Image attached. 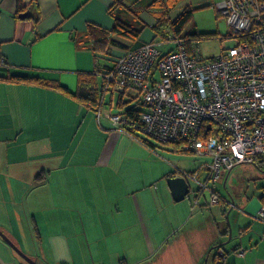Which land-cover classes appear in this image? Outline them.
<instances>
[{
	"label": "crops",
	"instance_id": "crops-1",
	"mask_svg": "<svg viewBox=\"0 0 264 264\" xmlns=\"http://www.w3.org/2000/svg\"><path fill=\"white\" fill-rule=\"evenodd\" d=\"M120 1L148 26L137 40L119 38L125 49L95 59L88 26L110 29L115 0H0V77H40L74 92L79 72H92L96 62L111 65L155 37L158 10ZM26 10L30 16L20 18ZM133 93H123V101ZM101 108L98 118L94 108L59 91L0 80V230L38 264H145L171 236H186L195 209L173 199L163 181L172 172H151L155 190L141 182L131 144L149 147L113 127L110 113L101 125ZM256 162L264 168L261 158ZM214 185L211 196L219 195ZM263 191L261 185L219 197L223 216L215 209L193 226L195 264H209L217 249L226 252L225 263L264 264V222L257 217ZM0 264L30 263L0 235Z\"/></svg>",
	"mask_w": 264,
	"mask_h": 264
},
{
	"label": "built area",
	"instance_id": "built-area-1",
	"mask_svg": "<svg viewBox=\"0 0 264 264\" xmlns=\"http://www.w3.org/2000/svg\"><path fill=\"white\" fill-rule=\"evenodd\" d=\"M214 8L228 25L232 46L203 57L198 41L188 46L174 33L162 42H143L101 72L104 84L96 109L99 118L105 92L133 91L139 123L128 122L121 112L109 115L113 127L125 131L128 124L160 143H176L182 151L210 158L203 164V179L198 170L172 174L196 183V190L189 184L194 205L226 171L264 155V0H218ZM168 43L172 48L162 51ZM210 201L220 198L213 193ZM257 217L264 222V205ZM223 253L218 250L219 256Z\"/></svg>",
	"mask_w": 264,
	"mask_h": 264
},
{
	"label": "rangeland",
	"instance_id": "rangeland-1",
	"mask_svg": "<svg viewBox=\"0 0 264 264\" xmlns=\"http://www.w3.org/2000/svg\"><path fill=\"white\" fill-rule=\"evenodd\" d=\"M150 1L151 4L147 5L145 9L152 11L167 9L171 19H174L184 7L190 6L193 8L192 18L184 27L181 35L194 30L204 33H214V35L208 39H195L198 41L200 53L203 57L215 56L219 54L223 46L230 47L233 45L234 40L228 37L229 28L225 19L219 16L216 9L214 8V3H216L218 0H178L174 6L164 2L165 0H137L134 6L139 7V4L146 5L149 4ZM147 26L148 25L145 23L144 29ZM170 33L171 32L169 30H165L166 37ZM163 39L164 38L161 35H157L153 38V40L157 42H162ZM172 46L173 45L171 43H168L164 48L162 47V51H166L167 49L172 48ZM102 62L109 63L106 59H103ZM118 95L119 94L116 92H114L112 95L110 92H105L104 105L101 108V125L102 123L104 126L107 124L104 120L106 114L121 113L123 111V109L116 105V101H118ZM112 99L114 102L113 106L111 107L109 104ZM133 104H135L134 101H129L127 106H131ZM106 121L109 124V121ZM135 134L136 136H146L150 141L157 144L155 150H151L136 140L133 142V144H131L133 151L130 152V154L133 153L140 158V162L137 161L136 166L133 165V167H135L137 172L141 170L144 171L145 175L142 177L141 182H144L147 186L152 187L153 190H155L154 184L158 185V183L153 181V176L151 173L152 171L163 168H167L166 170H169V172L171 171V174L177 170L192 171L198 168L200 164L206 163L210 160L208 157L197 156L192 152L173 150L172 146L160 144V142L148 137L144 132L138 131ZM136 138L137 137L134 139ZM260 158L262 161H264V155H262ZM204 175L205 172L202 171V173L199 175V179H203ZM225 175H223V177H221L214 185V187L219 192V197L228 196L229 194H232L233 191L244 192L248 190L250 192L251 190L257 189L259 186L264 185V168L259 169L254 163L238 164L228 172V176ZM163 181L167 183L166 178H163ZM223 183H225V185ZM189 184L191 186V190H196L198 187L194 182H190ZM210 197L211 191L206 189L204 191V195L199 198V204L194 205L191 192L186 195L183 200L189 202L190 207L192 206L193 210L198 209L200 213H195V210L191 211L189 215L190 220L187 224L188 226L185 228L186 236H184L182 231L175 234L174 236H171L168 240V245L165 246L164 249L156 251L152 255L151 260L145 264H195V258H197V256H195V231L193 226L199 221L207 220L210 217L211 211L214 215H216L217 213L215 209H219V204L222 205L223 203L220 201V203L210 204V202L207 201L210 200ZM219 215L223 216L220 209ZM205 259L206 258L204 257L203 261ZM211 260L212 257L209 258V264Z\"/></svg>",
	"mask_w": 264,
	"mask_h": 264
},
{
	"label": "trees",
	"instance_id": "trees-1",
	"mask_svg": "<svg viewBox=\"0 0 264 264\" xmlns=\"http://www.w3.org/2000/svg\"><path fill=\"white\" fill-rule=\"evenodd\" d=\"M178 0H165L164 2L174 6ZM153 2V1H152ZM151 4V1L148 5ZM21 10L27 9V7H21ZM109 14L113 17V25L110 29L95 28L89 24L88 34L94 36L92 45V51L95 55V59L99 55L106 57L113 56V50L115 48L125 49L126 45L122 43L119 38L128 40H137L142 33L145 23L139 19L138 11L126 6L120 0L115 2L108 8ZM193 8L186 6L183 10L174 18L171 19L167 9L159 10L155 13L156 23L152 26V30L155 32V36L161 35L166 38L165 30H169L171 33L182 37L186 40L189 46L195 39H208L214 35V33H204L198 31H191L184 35H181L184 27L189 23L192 18ZM129 51V50H128ZM97 61V60H96ZM111 65H99L95 63V69L92 72H79L77 75V88L74 92L70 91L67 87L62 86L56 81L45 80L40 77L27 76V75H9L7 77H0V80L12 83H27L34 84L46 88H50L61 92L64 95L71 96L79 104L92 107L95 110L99 106L100 95L103 86V79L100 76L101 72L110 69ZM130 100L123 101V93L118 95L117 106L123 109L122 113L127 118L128 122L139 123L138 112L135 109V104L127 106ZM124 130L131 134L133 137H137L144 145L148 146L152 150H155L157 144L150 141L146 136H136V132L139 130L132 126L125 124ZM172 146L173 150L182 151L180 146L176 143H160ZM255 165L261 169L262 166L259 162H255ZM172 176V174H169ZM260 201L264 205V191L260 196ZM225 214V213H224ZM216 249V248H215ZM226 252L221 256L218 255V249L213 254V264H229L225 263Z\"/></svg>",
	"mask_w": 264,
	"mask_h": 264
},
{
	"label": "water",
	"instance_id": "water-1",
	"mask_svg": "<svg viewBox=\"0 0 264 264\" xmlns=\"http://www.w3.org/2000/svg\"><path fill=\"white\" fill-rule=\"evenodd\" d=\"M30 16V11L26 10L19 14L20 18H25ZM167 185L171 191L172 197L175 201L183 200L186 195L189 193L190 186L189 182L182 176H169L167 177ZM0 235L7 241L13 249L23 257L30 264H38L34 259L30 256L26 255L19 247H17L1 230Z\"/></svg>",
	"mask_w": 264,
	"mask_h": 264
}]
</instances>
